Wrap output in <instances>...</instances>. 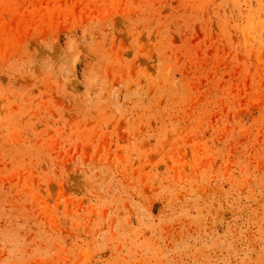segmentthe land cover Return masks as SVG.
<instances>
[{
	"label": "rangeland",
	"instance_id": "1",
	"mask_svg": "<svg viewBox=\"0 0 264 264\" xmlns=\"http://www.w3.org/2000/svg\"><path fill=\"white\" fill-rule=\"evenodd\" d=\"M0 264H264V0H0Z\"/></svg>",
	"mask_w": 264,
	"mask_h": 264
}]
</instances>
